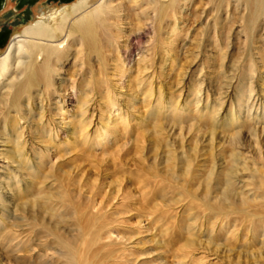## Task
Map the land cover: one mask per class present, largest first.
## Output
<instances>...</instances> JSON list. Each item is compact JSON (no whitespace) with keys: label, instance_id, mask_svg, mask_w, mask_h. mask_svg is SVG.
I'll return each instance as SVG.
<instances>
[{"label":"bare ground","instance_id":"6f19581e","mask_svg":"<svg viewBox=\"0 0 264 264\" xmlns=\"http://www.w3.org/2000/svg\"><path fill=\"white\" fill-rule=\"evenodd\" d=\"M85 1L66 3L72 8V14L65 16L55 30L35 22L32 29L16 37L7 53L0 58V159L15 163L11 167L19 173L16 181L18 193L34 187L33 197L20 203L24 210H31L26 213L29 216L23 211L18 217L23 224L12 228L8 225L0 227V232L4 230L0 236V250L3 252L0 253V264H13L11 259L24 256L45 260L43 264H130L128 255H133V249L140 243L139 238L129 246L121 245L112 237L115 224L122 222L119 215L128 207L129 200L138 203L143 200L150 204L155 213L153 220L159 222L163 236L169 235L167 242L178 245L174 248L180 252L175 255L181 260L178 264H203L206 261L208 255L205 251L197 252V246L204 242L201 239L203 230L210 231L205 239L207 242L226 234L224 240L229 246L259 237L264 243V0H211L215 9L208 12V21H211L206 33L208 44L204 45V39L197 43L198 49L208 45V80L202 68L203 62L198 65L197 80L191 78L186 70L185 78L190 77L194 83L189 96L182 99V106L172 111L177 109L184 114L189 113L186 116L193 123L189 127L166 126L154 120L150 125L153 129H149L142 126L145 122L143 114L138 117V127L133 130L132 145L127 152L137 154L135 170L146 175L138 182V193L127 190L128 186L117 176L111 180L114 186L107 184L110 187L108 191H103L102 182H99L91 184L86 195H82V190L75 193L66 187L63 193L50 191L54 188L53 183L47 181L46 184L45 175H40L43 174L40 170L42 163L30 161L42 159L46 154L48 144L44 138L62 129L76 145V151L84 152L95 139V132L98 142L110 135L123 134L124 127L130 123L126 121L127 112L138 109L125 101L122 105L126 110L118 108L113 113L108 104L118 98L110 96L105 89V81L99 78L100 85L95 82L98 76L90 70V75L84 74L82 78L92 83L94 94L95 82L98 93L93 98L86 90L79 95L73 93L71 99L76 98L75 113L71 114V119H63L59 111L63 109L65 90L62 89V80L53 82L58 74L55 73L58 61L76 67L82 74L84 59L88 60L94 54L98 64L105 61L102 66L107 69L106 53L110 52L117 38L123 37V29L126 30L122 26L127 6H137L139 14H143L146 20L151 18L146 10L150 7L149 0H99L82 11L87 4ZM155 1L153 29L158 41L165 39L168 45L164 49V57L171 53L181 11L187 9L191 0ZM4 2H0V11ZM177 3L181 11L176 9ZM61 10L49 7L48 13L41 11L36 14L35 7H30L27 22L36 21L35 17L54 18ZM177 13L179 16H176ZM166 16L172 21L166 26V36L162 37ZM0 39H3L2 36ZM71 53L72 60L69 61ZM26 54L27 57L23 58ZM199 54L190 64L198 59ZM161 62L164 63V60ZM232 63L237 65L232 66ZM88 64L91 65V62ZM114 67H118L117 60H113ZM135 69L136 90L144 88L143 81L152 77L151 74L145 79L140 77L148 69L146 66L142 71ZM251 70L250 74H258L259 77L251 76L247 81H241V77ZM108 73L106 80L109 79ZM177 75L181 76V73L178 71ZM177 84L180 87L175 96L178 99L173 101L174 106L179 103L184 90L182 81ZM146 86L144 93L149 90ZM119 91L118 87L116 92ZM58 93L59 97L55 96ZM165 93L167 98L169 92ZM148 95L154 96L156 101L162 100L165 94L157 86L154 90L151 88ZM23 98L26 102H22ZM89 101H92L91 106ZM105 103H108L106 108ZM32 106L36 107L34 109L39 116L34 128L28 116ZM97 107L103 108L95 111ZM196 121L199 124L195 125ZM93 122L96 128L92 130ZM51 125L52 128H48ZM25 128L33 131L31 135H25ZM118 158L119 155L112 164L116 170H120ZM8 166L9 163L5 168ZM24 168L31 173H25ZM76 172L81 179L84 171ZM9 175H3L0 181L2 197L16 193L9 182L12 180ZM92 180L97 181L96 178ZM171 194L178 195L181 200H174ZM97 197L100 198L98 206L94 203ZM177 203L183 207L179 210H182L181 213L174 208ZM1 210L0 220H4L5 210ZM123 237L120 236L119 240ZM161 240L163 242V238ZM31 241L32 246L29 245ZM231 250L228 248L225 251ZM28 251L30 255H26ZM263 256L258 253L249 259L252 258V264H257L259 257Z\"/></svg>","mask_w":264,"mask_h":264},{"label":"rangeland","instance_id":"374dc122","mask_svg":"<svg viewBox=\"0 0 264 264\" xmlns=\"http://www.w3.org/2000/svg\"><path fill=\"white\" fill-rule=\"evenodd\" d=\"M9 1L11 5L9 4L7 6L6 11H0V35L4 34V36L2 37L3 39H0V43L4 39H6L3 44H0V58L7 53L10 44L16 39V37L23 35L25 32L32 29L35 22L38 21L41 27L50 26L52 29H54L62 22L65 16L72 14V8L67 7V5H65L66 3H63V1L61 0H38L33 5L35 7L36 14L41 11L48 13L49 7H57L62 10L54 18H45V20L43 18L38 19V17H35L36 21H16L9 24V21H13V16H18L19 14H16L20 10H22L19 7L16 8V0ZM74 1L75 0L68 1V4ZM97 1L99 0H86L85 2L87 4L82 11H84V9L90 8V6L92 4H95ZM149 1L150 7L146 10L149 13L148 17L150 16L151 18L147 20L143 14H139L140 10L135 8L137 6H127V10L124 15V17H126L124 19L125 23L122 26L126 30L123 29L122 31L123 37L117 38L114 41V45L109 52L110 54L106 53L107 64L105 67L107 69H104V66H102L103 63L105 65V61L101 60L102 63L98 64L99 60L95 58L94 54H91L90 59L88 60H85L83 58L84 70L82 74H80V71L76 69V67L66 64L62 60L58 61V66L56 67L55 71V73L58 74L54 76L53 82H59L60 80H62V89L65 90V96H63V109L59 111L63 119L69 120L71 119V114L75 113L76 98L74 97L73 99H71L73 93H77V95H79L81 94V91L86 90L88 92H91L89 93V97L93 98L98 93H96L97 89H95L94 83L98 82V84L100 85V79L106 82L104 86L107 87L105 89L109 91L110 96L118 98L115 102L109 101V104L107 103L111 107V110H113V113H116L118 108L126 110L122 105L125 101L129 102L132 106L137 107L138 110L127 112L129 113V115L126 121H130V123L126 127H124L123 134L119 136L113 135L114 137L110 135L104 140H101V142H98L97 132H95V139H92L91 145L87 146L84 152L76 151V145L71 143V141L69 140L71 138L69 137L67 132L64 133L62 129L51 134V137H48L47 135V139L44 138V141L48 144V150L46 151V154L42 159L36 158L35 160L30 161L35 163H42L40 170L43 172V174L40 175H45L46 184L47 181H49V184L53 183L52 186L54 188H52L50 191H58L60 193H63L64 187H66L68 190L70 189L72 191H75V193L79 190H82V195H86L87 190L91 188L94 183L98 184L99 182H102L103 191H108L110 187L107 184L110 183L112 186H114L115 183L111 180H114L117 176H119L118 179L122 178L124 185L128 186L127 190L131 189L130 191H135L136 193H138L137 187H140L138 182L141 178H145L146 175L143 176L141 173L138 174V172H136L135 170L137 154L133 152H127V150L130 149L132 145L131 140L133 139L134 135L133 130L138 127V117L140 115L142 116L143 114L145 115V122L142 126H145L149 129H153V127L150 125L154 120L166 126L174 124L177 126L189 127L190 124L193 123V121L186 116V114L189 113L184 114L182 112H179L177 109H175V112L172 111L178 106L181 107L183 103L182 99L184 100L187 95L189 96L191 85L194 83L191 78H193L194 80L198 79V65L201 62H203L202 68H204L205 75H207L208 80V69L210 64V62H208L207 56L208 45L205 47L203 46L204 48L202 47V49H198L197 43H201V40L204 39V45L208 44V41H206L208 39V35L206 33H208V22L211 23V21H208V12L215 9L214 3H212L211 0H191L187 5V9H185L184 11H181L178 8L179 3L176 4V9L178 11H181V16L178 19L179 29L175 31L176 40L171 45V53L163 57V53L165 51L164 49L167 48L168 45L165 39H161L158 41V38L155 37V31L153 29L152 21L155 19L153 10H156L157 5L155 4V0ZM6 4H8V0H6L2 6H6ZM145 6L146 5H144V8H147ZM176 16H179V13H177ZM171 21L172 18L170 17L166 16L164 18V33L162 37L166 36V33L168 31L166 26L167 24H170ZM74 38L75 37H73V39ZM70 51L72 52V49H70ZM198 52H200L198 59L193 60L192 64H190L191 60L196 56ZM72 53L69 55V61L72 60ZM206 56L207 60L205 59ZM25 57H27V54L23 56V58ZM162 59L164 60V63L161 62ZM113 60H117V68H113ZM89 61L91 62V65L88 64ZM235 65H237V63H232V66ZM145 66L148 67V69L144 70L140 77H143L145 79L151 74L152 79L143 81L142 85H144V88H138L135 90L136 84L134 82V79L136 78L137 74L135 68H139V70L142 71ZM90 70H94V72H96V75L98 76L93 83V91L95 92V94L92 93L91 90L92 83H88V80L86 78H82V75L84 76V74L89 76L90 74H88V71ZM186 70L187 73H190V76L192 75L191 78H185ZM178 71L179 73H181V76L177 75ZM107 72H109L107 74L109 78L108 80H106ZM152 72H154V75H152ZM251 72L252 70L248 72V74H245L243 77H241V81H247L251 76H254L255 78L259 77L258 74H250ZM182 74L184 75L182 76ZM182 77H184L183 80ZM238 80H240V77L238 78ZM180 81H182L184 84V90L183 94L179 98V103L174 106L173 101L174 99H178L175 98V96L177 95V90L180 87V85L177 83H179ZM16 83L17 82H15V85ZM15 85L12 84L13 87ZM1 86L2 85H0V89ZM145 86L149 87V90L146 93H144ZM157 86L161 87V92H163L165 95L162 100L156 99V101H154V96L151 97L148 94L150 93L151 88H153L154 90V88H156ZM100 87L103 89L102 86ZM118 87L119 89H121V91L116 92V89ZM165 92H169L167 98H165L167 94ZM55 96L59 97V93L58 95L55 94ZM143 97H145V99H143ZM25 100L26 99L23 98L22 102H26ZM91 104L92 101H89L88 105L91 106ZM107 104H104V108L107 107ZM34 107L35 106H32L31 111H29L28 113L29 119H31L30 124L32 128L36 127L35 124L38 121L39 117L38 112L34 109ZM101 108L103 107H97L95 108V111H98ZM159 108L161 109L160 111H158ZM11 110L14 111L13 108H11ZM178 114H181V116H179ZM10 115H13V112H10ZM103 117L104 115L102 116V119ZM195 123V125L199 124V122L197 121ZM139 126L141 125L139 124ZM48 128H52V125ZM91 128L92 130L96 128L94 122L92 123ZM140 129L141 127L138 128V130ZM24 131L25 135H31V133L33 132L29 128H25ZM34 141H36L40 145L42 144L40 143L41 141L37 139H35ZM80 143L81 142H79L78 145ZM244 144L247 145L246 142ZM244 152L247 153V149H244ZM118 155L119 158L117 160V166L122 171L116 170L114 168V165H112L113 159ZM247 159L248 161H251V158L248 157ZM8 160L9 159H0V181H2L3 175L10 176L9 174H11L12 180H10L9 182L10 184H12V188H15L14 190L16 191V193L12 194V196H9L10 198L7 196L2 197V195H0V207L5 210V213L3 215L5 219L0 220L1 229L6 225L12 228L14 225H19L20 223L23 224V222L20 221L18 217L22 215L23 211L26 216H29L30 214L26 213H29L31 210L29 208H25L24 210V208L20 207V203L21 201L25 202L26 200L32 198V190H34V187L31 186L30 188H27L25 192H17L16 181L18 180L19 173H17L11 167L14 166L15 163H11ZM7 163H9L10 166H8V168H5V165ZM120 167H122L123 169H121ZM79 170L84 171L83 177L81 179L76 172ZM129 170H131L132 172H129ZM24 172L31 173L29 169L26 170L25 168ZM20 173L24 174L23 171H20ZM33 178L38 180L37 177ZM93 178H96L97 181H93ZM88 179L90 183L87 182ZM44 189L47 191L46 188ZM1 192L2 190H0V194ZM135 192L134 194H136ZM199 193L200 191L198 190V194ZM77 196L79 197V195ZM171 197L174 200H181L178 199L180 197L175 194H171ZM99 202L100 198H95L94 203L97 206ZM144 202L145 201L143 200H140L139 203L138 201L135 202L129 200L128 207L125 208L121 215H119L122 219V222H119V224H115L116 228L113 230L112 234L113 239L120 241L121 245L127 244L130 246L134 245V243L137 241V238H139L140 243L136 246V248L133 249V255H128V258L131 261L130 264H161V262H163L162 264H178L181 260H179L180 258L176 257L175 255L180 252H176V250H174V248H177L178 245H173V243L167 242V238L169 235L167 237L166 235L163 236L164 234L163 232H161L162 228L159 226V222H155V220H153L155 213L153 212L152 207H150L149 203ZM83 203L85 202L83 201ZM180 203H177L174 208L178 209V212L181 213L182 210H179L183 209V207L181 208V205H179ZM14 209L15 211L13 212ZM3 232L4 230L0 232V236L1 234H3ZM156 233L159 235L157 236ZM209 234V230H203L201 239H203L202 241L204 242H201L202 245L200 247L197 246V252L205 251V253L208 255V257L205 259L206 261L203 264H213L214 262H216V264H252V258L249 259V257H252L254 254L256 255L258 253H262L264 255V243L260 242V237L250 239L248 242H236V246H229L226 245V242L224 240L226 234H220V236H218L217 238L215 237L211 240L208 239L207 242V240L205 241V239L208 238L207 235L209 236ZM120 236L124 237L119 240ZM154 237L157 239V241H155ZM158 237H160V240L163 238V242L162 240L160 241ZM32 243L33 242L31 241L29 245L32 246ZM27 247L28 250H31L30 246ZM228 248L232 249L231 252L225 251ZM125 252L126 254H129V252ZM0 253L3 254L1 250ZM30 253L31 252L28 251L26 255H30ZM200 255L201 254H199L198 256ZM130 256L132 257V259ZM28 257L24 256L23 258L11 259V261L13 264H43L45 261H41L38 259L33 260V258ZM215 257H217V259L214 260ZM257 264H264V256L259 257V262H257Z\"/></svg>","mask_w":264,"mask_h":264},{"label":"flooded vegetation","instance_id":"af4514ba","mask_svg":"<svg viewBox=\"0 0 264 264\" xmlns=\"http://www.w3.org/2000/svg\"><path fill=\"white\" fill-rule=\"evenodd\" d=\"M6 1V0H5ZM38 0H16V8L17 7H19L20 9H22V10H20L19 8V12L16 14V15H18V16H16V17H14L13 16V21H9V24H11V23H14V22H16V21H22V22H26L28 19V13H29V9H30V7H34L33 5L37 2ZM63 3H68V2H63ZM10 4V1L8 0V4H6V6H5V8H4V6L1 8V10L2 11H6V8H7V6ZM11 5V4H10ZM21 16V17H20ZM24 18V19H23ZM25 20V21H24ZM0 36H4V34H1Z\"/></svg>","mask_w":264,"mask_h":264},{"label":"water","instance_id":"95a60500","mask_svg":"<svg viewBox=\"0 0 264 264\" xmlns=\"http://www.w3.org/2000/svg\"><path fill=\"white\" fill-rule=\"evenodd\" d=\"M2 0H0V2H1ZM65 1H71V0H65ZM5 40L6 39H4L3 41H1V43L0 44H3L4 42H5Z\"/></svg>","mask_w":264,"mask_h":264}]
</instances>
